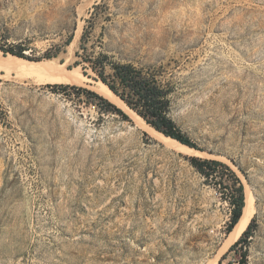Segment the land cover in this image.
<instances>
[{"label":"rangeland","instance_id":"1","mask_svg":"<svg viewBox=\"0 0 264 264\" xmlns=\"http://www.w3.org/2000/svg\"><path fill=\"white\" fill-rule=\"evenodd\" d=\"M98 3L108 18L95 25L97 49L168 65L171 115L198 148L167 146L144 128L129 145L137 118L92 76L64 84L120 111L1 68L0 264H218L233 244L222 252L231 208L192 156L229 164L245 198L252 189L248 264H264V0H0V45L29 39L40 55L73 34L52 59L84 74L75 52Z\"/></svg>","mask_w":264,"mask_h":264},{"label":"trees","instance_id":"2","mask_svg":"<svg viewBox=\"0 0 264 264\" xmlns=\"http://www.w3.org/2000/svg\"><path fill=\"white\" fill-rule=\"evenodd\" d=\"M102 4H95L90 11V17L86 19L83 32L80 37L79 47L75 52V65L81 66L85 75L92 76L96 80L104 82L126 105L138 113L150 126L172 137L179 142L198 148L176 123L171 115L172 97L176 91V82L173 78V71L164 63L137 65L132 61H123L115 58L104 48L97 49V44L93 41V31L97 21L108 15L102 13ZM74 35L71 34L62 44L52 45L43 53L37 55L36 49L30 46V40L19 41L0 45V50L4 54L26 58L33 61L52 59L58 57L65 51L66 46L73 41ZM103 44L100 41V45ZM102 47V45H101ZM29 51V53H26ZM52 87L76 89L78 97L85 94L96 104H103L106 111H120L117 105L107 97L86 87L71 84H50ZM192 165L205 178L218 188L223 189V196L228 201L231 208L230 219L227 223V232L231 233L241 219L246 207L245 188L240 177L224 161L215 158H205L192 156ZM255 218H252L248 227L234 242L229 251L239 253L238 264H248L249 238L254 233ZM241 251H238L242 246ZM225 253L218 264L226 258Z\"/></svg>","mask_w":264,"mask_h":264},{"label":"bare ground","instance_id":"3","mask_svg":"<svg viewBox=\"0 0 264 264\" xmlns=\"http://www.w3.org/2000/svg\"><path fill=\"white\" fill-rule=\"evenodd\" d=\"M1 68L14 70L18 74H27L31 76H36L39 79H41V81L44 80L46 82H51V83H75L81 81L82 79H88L91 81V79L88 78L86 75L82 74V72L78 68L74 70L65 69L61 66H58L53 59L45 60L43 62H36V61L25 60L13 55L6 58L4 55H2V52L0 51V69ZM11 72L9 71V73ZM96 83L101 92H103L107 96L116 97L124 105H126V103L122 99H120L104 82H102L101 80H96ZM126 107L137 118L136 124L130 130V134L124 136L125 141L129 145L135 146L139 143L137 136L138 135L137 129L144 128L148 130L155 138H157L159 142L164 143L167 146L172 144L181 147L184 151H191V152L194 151L192 150V148L188 147L187 145H183V143L179 142L178 140L172 137H168L163 133L157 131L148 123H146V121L138 113H136L133 109H131L128 105H126ZM246 202L247 204L244 213L241 216L240 221L233 229V231L229 234L226 246L223 248L222 252L225 251L232 243L236 242L240 238V236L246 230L253 217L256 206H255V194L253 193L251 188L248 189ZM202 261L203 264H215L214 259L210 257Z\"/></svg>","mask_w":264,"mask_h":264},{"label":"water","instance_id":"4","mask_svg":"<svg viewBox=\"0 0 264 264\" xmlns=\"http://www.w3.org/2000/svg\"><path fill=\"white\" fill-rule=\"evenodd\" d=\"M154 129H155V128H154ZM157 131H158V130H157ZM185 145H186V144H185ZM188 146H189V145H188ZM189 147H190V146H189ZM242 215H243V213H242ZM242 215H241V216H242ZM240 218H241V217H240ZM239 220H240V219H239Z\"/></svg>","mask_w":264,"mask_h":264}]
</instances>
